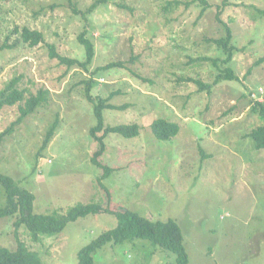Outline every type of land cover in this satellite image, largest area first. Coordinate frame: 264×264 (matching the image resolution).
<instances>
[{"label": "rangeland", "instance_id": "obj_1", "mask_svg": "<svg viewBox=\"0 0 264 264\" xmlns=\"http://www.w3.org/2000/svg\"><path fill=\"white\" fill-rule=\"evenodd\" d=\"M96 1L0 0V92L15 83L23 93L22 102L0 110V133L27 98L38 91L46 96L4 138L0 173L34 195V213L64 215L90 203L112 212L90 214L37 242L21 226L19 239L41 264H78L79 251L116 226L113 213L130 210L153 221L175 220L188 264H264V150L255 151L247 139L262 123L250 113L249 93L264 91V17L257 11H264V0H205L203 8L193 0H108L86 14ZM217 17L232 30L238 92L222 82L200 93L185 81L214 84L218 67L199 58L222 56L206 42L225 35ZM24 27L41 32L44 41L29 48L14 34ZM84 30L96 47L90 70L123 64L93 77L94 97L108 100L114 93L109 104L128 105L104 111L105 125L140 127L132 139L105 137L97 159L111 169L105 179L91 161L99 146L89 133L95 120L83 82L90 74L49 56L54 45L60 55L83 61L77 38ZM56 118L59 127L36 160ZM157 119L179 124V134L157 140L150 128ZM15 219H0V247L16 249ZM153 249L146 241L106 245L95 264H144L147 257L139 253L147 250V264H173L174 256Z\"/></svg>", "mask_w": 264, "mask_h": 264}, {"label": "trees", "instance_id": "obj_2", "mask_svg": "<svg viewBox=\"0 0 264 264\" xmlns=\"http://www.w3.org/2000/svg\"><path fill=\"white\" fill-rule=\"evenodd\" d=\"M108 0H97L86 11V14H91L98 6L103 5ZM203 8L207 6L205 0H193ZM205 9H202L201 15ZM259 14L264 17V11L257 10ZM85 15V14H84ZM83 15V17H84ZM217 22L225 33L220 38L206 39V42L215 45L220 51L221 57L208 59L207 57L199 58L201 61H210L214 67H218V74L216 80L212 85H203L198 80L187 78L186 82L195 83L199 89L198 92L204 91L210 94L212 87L222 83L230 82L227 86L233 87L236 92L238 88L234 84H239L240 80L232 67L230 66L233 60L234 53L237 51L230 43L233 40L232 30L227 27L217 17ZM14 34H18L24 44H28L29 48L35 47L44 41L43 34L39 31L30 30L26 27L18 30L14 29ZM88 36V37H87ZM78 43L84 48V60H76L66 58L60 55L54 45H49V56L55 59L61 65H66L68 69L72 67H79L82 71L90 74L83 84L85 85V94L87 100L93 104V116L95 126L89 131L90 136L98 143V150L93 154L91 161L96 166L102 168L104 173L102 179L109 176L111 169L102 166L97 159L105 151L104 139L108 134L120 135L126 139H132L139 135V125L137 124H120L115 126H106L104 122L103 113L106 110H124L128 107L127 104L122 106H114L109 104V99L114 96V93L109 95V99L101 96L94 97L92 95V85L94 84L93 77L99 76L101 72L113 69V67L123 68V64L111 63L102 68H94L90 70L94 63L96 56V47L94 42L90 39L88 30H84L78 38ZM259 63H264V56L260 58ZM183 81V80H182ZM250 98V113L258 116L262 121L260 125L253 128L247 135V139L251 140V145L254 146L255 151L264 150V91L258 90L249 93ZM23 101V93L15 83H11L4 91L0 92V110L4 107H12L17 103ZM43 102H46V96L43 91H38L33 97H29L24 101L23 106L20 107V116L11 124V126L0 133V146L6 136L10 135L15 126L20 125L23 120L37 110ZM262 124V125H261ZM59 127V120H56L49 127L41 147L36 154V160L41 156V153L48 147L52 137ZM151 132L159 141H170L174 139L180 131V126L176 122H170L165 119L154 120L151 125ZM101 135L99 136L98 134ZM0 187L5 194V205L0 206V219L7 217H16L13 227L14 236L17 238V247L15 250H9L0 247V264H41V260L37 253L30 251L24 243L19 239L18 229L23 226L32 236V240L37 242L38 236L43 235H57L61 233L68 224L75 222L80 218H84L90 214H97L101 211L112 213L108 210H103L99 204H78L70 209L64 215H42L34 213V195L28 190L21 188L14 179L0 173ZM109 196V194H108ZM110 197V196H109ZM116 218V226L108 231H104L99 237L92 241L89 245L82 248L78 253V264H95V255L98 251L103 249L106 245H123L131 244L134 241H146L152 245L154 249H161L174 256L173 264H188L189 259L183 244L184 237L180 226L175 220L169 219L167 221H153L140 216L136 212L130 210H119L113 213ZM144 245V244H143ZM146 245V244H145ZM147 246V245H146ZM153 249V250H154ZM140 251V250H139ZM152 252L140 251L145 257L144 264H147Z\"/></svg>", "mask_w": 264, "mask_h": 264}]
</instances>
